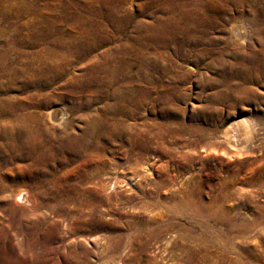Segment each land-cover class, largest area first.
<instances>
[{"label": "rangeland", "instance_id": "obj_1", "mask_svg": "<svg viewBox=\"0 0 264 264\" xmlns=\"http://www.w3.org/2000/svg\"><path fill=\"white\" fill-rule=\"evenodd\" d=\"M179 1L0 0V49L40 38L46 33L52 40L90 35L98 40L127 42L136 30L141 29L140 33L144 35L145 25L160 17V12L168 4L175 6L182 0ZM206 1L209 4L214 0ZM228 7L217 10L204 6L197 9L200 14L206 10L209 16L221 14L222 21L217 18L214 25L206 29L207 40L200 41L195 49L184 47L179 55L175 54L176 45L172 43L162 48L165 55L170 54V61L167 64L161 60L160 65L167 64L165 74L161 78L157 76L159 70L154 69L152 75L158 80L152 76L149 86L157 90L166 84L172 87L178 98L168 106L148 98L140 111L153 121L159 110H170L178 115L167 118L176 124H172V128L179 129L188 124L196 127V131L190 130L179 136L167 135L164 142L152 144L156 150L143 155L142 161L147 162L144 166L127 165L122 156L114 155L111 164L105 168L103 181L106 183L105 191L111 194L117 191L110 201L113 210L103 212L97 219L86 218L85 224H82V214L71 213L68 220L57 217L56 235L51 238L53 252L50 254H41L34 248L31 252L29 231L21 232L9 225V220L1 213L0 227L5 232L0 233V264H264V84H249L251 90L248 94L228 91L223 100L218 101L222 86L212 85V81L218 78L210 66L214 55L200 53L221 48L225 40L240 47H259L258 42L250 38L251 25L247 22L243 23L244 40L229 36V26L236 19L234 17L241 21L238 17L240 12L247 13L248 8L230 6L229 10ZM20 46L23 53L19 57L21 62L32 59L31 52L39 48ZM105 47L108 46L99 47L97 52ZM157 49L161 51V48ZM149 50L147 52L154 53L155 49L149 45ZM10 55L15 56V53L11 51ZM83 68L75 66L73 71L83 72ZM27 74L28 71L25 76ZM162 80L163 84H160ZM61 82L54 83L55 88L45 89V103L30 107L26 105L31 100L39 102L42 96H32L33 90L22 89L21 82L11 85L1 77L0 98L14 101L17 113L40 112L43 123L49 128L45 132L52 139L67 131L79 133L83 125L82 116L90 112L81 104L92 102V98L82 93L60 98L63 91ZM234 83L233 80L231 84ZM242 95H246V99ZM53 108L59 109L58 118L49 115L48 111ZM242 120L249 125L246 141L234 147L225 140L223 133L228 125ZM157 148H164L163 152ZM106 157H111L108 152ZM19 160H15L18 165L21 164ZM16 164L7 162L0 165V173L4 172L5 179L17 171L14 168ZM88 169L84 167L82 174ZM77 171L69 172L67 184L75 182L77 177L73 175L79 174ZM145 173L149 174L152 182H159L151 184V187L157 186L150 200L152 205H145L143 198L135 192L136 182ZM115 176L122 182L112 188ZM118 185L122 186L121 190ZM196 188L200 191L202 203L195 200L185 203L187 192ZM125 193L132 196L133 204L127 201L129 196ZM32 199L29 197L25 204L19 203L29 207L33 204ZM46 214L49 217V213ZM159 224H166L171 230L157 238L152 230ZM116 235L123 237L122 249L116 252L104 249L101 244L109 236ZM166 239L168 242L164 241ZM94 241L98 242L96 246Z\"/></svg>", "mask_w": 264, "mask_h": 264}, {"label": "bare ground", "instance_id": "obj_2", "mask_svg": "<svg viewBox=\"0 0 264 264\" xmlns=\"http://www.w3.org/2000/svg\"><path fill=\"white\" fill-rule=\"evenodd\" d=\"M204 6L217 10L227 6L248 8L247 13L240 12L238 17L241 21L232 17L234 21L229 26V36L244 40L243 23L247 22L251 25L250 38L258 42V48L253 45L248 48L240 47L225 40V45L221 48L200 53L214 55L210 66L218 78L214 82L211 80L212 85L222 86L220 97L217 96L218 101L223 100L228 91L250 93L249 84H264V0H214L209 4L206 0H182L175 6L168 4L165 9H159H163L160 17L145 25L144 35L140 33L141 29L136 30L127 42L98 40L90 35L88 37L91 38L70 36L52 40L46 33L43 38L20 42L27 47H39L31 52L32 59L22 62L19 58L22 53L20 44L3 46L0 49V78H6L11 85L21 82L22 89L33 90L32 96H42L39 102L31 100L26 106L45 103V89L50 86L55 88L53 84L59 81H62L61 87L64 91L60 98L75 97L81 93L92 98V102L81 104L82 108L90 110L82 116L81 132L66 130L63 135L59 133V136L53 139L45 132L48 126L43 123V115L40 112L17 113L15 109L18 107L14 101L7 97L0 98V165L7 162L16 164V159L21 162L14 166L17 171L14 170L15 173L8 179L4 178V172L0 173V214L2 213L9 220V225L15 226L17 230L29 231L31 252L33 248L41 251V254L53 252L51 238L56 231L57 217L68 220L71 213L78 216L82 214V224H85L86 218H96L103 212L113 210L110 201L117 191L112 194L105 191L106 183L103 181L106 178L105 168L107 164H111L114 155L122 156V161L127 165L144 166L147 162L142 161L143 155L156 150L152 144L157 141L164 142L167 135L179 136L190 130L196 131V127L188 124L179 129L172 128L171 125L176 124L167 121V118L173 114L176 117L178 115L170 110H159L155 116L156 120L153 121L143 116L140 111L150 98L167 106L178 98L172 87L163 84V80L159 82L163 84L160 88L152 90L149 86L153 81L152 72L158 69L157 76L161 78L165 74L164 67H167L169 57L171 58L170 54L165 55L162 51L167 44L176 45L175 54H179L184 47L195 49L200 41L206 39V29L213 26L217 18L222 21L221 14L209 16L206 10L203 14L198 13L197 9ZM112 42L113 46L110 45ZM104 45L108 47L97 52V49ZM149 45L154 47V53L147 52ZM157 48H161V51ZM11 51L15 56L10 55ZM161 60L167 64L160 65ZM75 66H83V72L74 73ZM26 71L28 74L25 76ZM157 76H154L156 80ZM233 80L235 83L231 84ZM245 97L246 95H242V98L246 99ZM48 113L57 118L60 114L56 108L50 109ZM178 124L181 125L180 120ZM248 129V122L234 121L225 128L223 135L225 140L235 147L246 141ZM157 149L162 153L164 148ZM106 152L110 158L106 157ZM84 167L89 169L82 174ZM73 170L80 172L77 171L79 174L73 175L77 178L69 185L67 178H70L69 172ZM121 182L122 180L115 176L112 188ZM153 183L157 185L159 182H152L146 173L136 182L135 192L143 198L145 205H152L150 200L153 199L157 187H151ZM119 186L117 187L121 190L122 186ZM199 192L198 188L187 192L188 200L185 203L193 200L200 202ZM125 195L129 196L127 201L133 204L132 196L128 193ZM29 197L33 198L32 206L26 207L19 203L25 204ZM105 204L106 208L103 207ZM117 208L116 206L115 209L119 211ZM160 224L152 230L154 237H161L171 230L168 225ZM2 228L0 227L1 234L4 231ZM122 238L120 235L109 236L101 245L107 251L116 252L123 247ZM164 241L168 242V239ZM97 244L98 242L94 241V246Z\"/></svg>", "mask_w": 264, "mask_h": 264}]
</instances>
